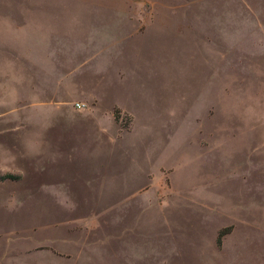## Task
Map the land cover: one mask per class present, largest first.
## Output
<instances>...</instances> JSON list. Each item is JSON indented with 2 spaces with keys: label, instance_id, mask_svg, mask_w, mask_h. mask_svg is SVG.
<instances>
[{
  "label": "rangeland",
  "instance_id": "1",
  "mask_svg": "<svg viewBox=\"0 0 264 264\" xmlns=\"http://www.w3.org/2000/svg\"><path fill=\"white\" fill-rule=\"evenodd\" d=\"M0 264H264V0H0Z\"/></svg>",
  "mask_w": 264,
  "mask_h": 264
},
{
  "label": "crops",
  "instance_id": "2",
  "mask_svg": "<svg viewBox=\"0 0 264 264\" xmlns=\"http://www.w3.org/2000/svg\"><path fill=\"white\" fill-rule=\"evenodd\" d=\"M19 35L22 37L21 38V40L20 41H15V42H26V39H24L23 37H25V36H28L29 35V32H28V30H24V31H22L21 33H19ZM30 35H36V33H31ZM91 113L93 112V110L92 111H90Z\"/></svg>",
  "mask_w": 264,
  "mask_h": 264
},
{
  "label": "trees",
  "instance_id": "3",
  "mask_svg": "<svg viewBox=\"0 0 264 264\" xmlns=\"http://www.w3.org/2000/svg\"><path fill=\"white\" fill-rule=\"evenodd\" d=\"M219 234H221V233H219ZM217 243H219L218 238H217Z\"/></svg>",
  "mask_w": 264,
  "mask_h": 264
}]
</instances>
